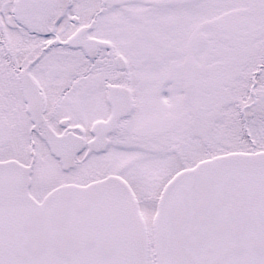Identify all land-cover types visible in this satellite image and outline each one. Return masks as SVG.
I'll use <instances>...</instances> for the list:
<instances>
[{
	"label": "snow or ice",
	"instance_id": "obj_1",
	"mask_svg": "<svg viewBox=\"0 0 264 264\" xmlns=\"http://www.w3.org/2000/svg\"><path fill=\"white\" fill-rule=\"evenodd\" d=\"M0 264H264V0H0Z\"/></svg>",
	"mask_w": 264,
	"mask_h": 264
}]
</instances>
